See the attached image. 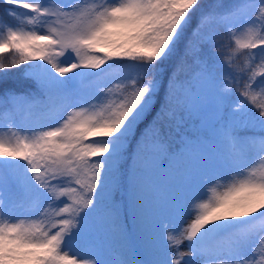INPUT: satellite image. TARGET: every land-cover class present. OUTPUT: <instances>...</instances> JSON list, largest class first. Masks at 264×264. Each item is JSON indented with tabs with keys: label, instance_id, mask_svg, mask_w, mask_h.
<instances>
[{
	"label": "snow or ice",
	"instance_id": "1",
	"mask_svg": "<svg viewBox=\"0 0 264 264\" xmlns=\"http://www.w3.org/2000/svg\"><path fill=\"white\" fill-rule=\"evenodd\" d=\"M0 3V264H264V0Z\"/></svg>",
	"mask_w": 264,
	"mask_h": 264
},
{
	"label": "rangeland",
	"instance_id": "2",
	"mask_svg": "<svg viewBox=\"0 0 264 264\" xmlns=\"http://www.w3.org/2000/svg\"><path fill=\"white\" fill-rule=\"evenodd\" d=\"M217 2V1H216ZM215 2V3H216ZM243 0H222V3L225 5V7H230L233 4L242 3ZM6 31V27H5ZM3 33H0L2 35ZM258 51V50H257ZM256 64L259 65V59L256 60ZM256 71L259 73L261 71H264V69H261L260 67L256 68ZM182 79V77H181ZM257 79L259 80L260 77L258 76ZM87 84L88 81H85ZM120 80L114 75L104 81V84L108 88H112L113 92L116 94L119 93V89L115 87L116 84H119ZM179 90V89H178ZM49 105L48 106H42L41 104L37 105H31V106H23L22 114L20 116H16L12 121L0 119V136H4L5 138H10L15 133L16 135H25V134H31L27 131V127L23 126H31L33 128V131L40 130V127H44L46 130V126L51 125L55 123L54 121L47 118V114L50 111H56L58 108H60L63 105V101L58 97H53L49 99ZM207 114L209 118H211L212 114V108L211 104L207 107ZM189 131H192L195 133L194 129H189ZM251 167L257 171L259 174L261 171H264V164H262L258 159L255 160ZM0 172H7V169L3 167V163L0 162ZM17 187V182L15 178L9 177L7 189H6V195L9 191H15ZM10 205L13 207V215L11 218L4 217L5 222H19L20 220H28L29 217L24 215L23 208L22 207H16V204L20 203V198H17L14 201L9 202ZM126 224L129 226L130 229V223L126 221ZM107 225L104 222H100L97 225V234L101 240L105 238V229ZM129 243L134 247L140 246L139 239L134 235L130 234L129 236ZM207 245L209 249H215L217 242L215 240H209L207 242ZM88 249V246L84 244L79 245H73L71 248V252L75 253H83ZM71 254V253H70ZM124 255L123 249L115 242L111 241L109 242V246L106 249V259L110 261H116L117 259L121 258ZM214 253L210 252L207 259L210 261L213 259ZM79 258V257H78Z\"/></svg>",
	"mask_w": 264,
	"mask_h": 264
},
{
	"label": "trees",
	"instance_id": "3",
	"mask_svg": "<svg viewBox=\"0 0 264 264\" xmlns=\"http://www.w3.org/2000/svg\"><path fill=\"white\" fill-rule=\"evenodd\" d=\"M216 2V0H205V3L207 5H213L214 3ZM4 5L3 3H0V14H3L4 12ZM4 20L7 21L8 23H14V21L11 20L10 17H4ZM49 99L48 100H45L41 103L42 106H48L49 105ZM117 201H120L121 200V197L119 196V194L117 195L116 197ZM128 223H130V220H126Z\"/></svg>",
	"mask_w": 264,
	"mask_h": 264
}]
</instances>
